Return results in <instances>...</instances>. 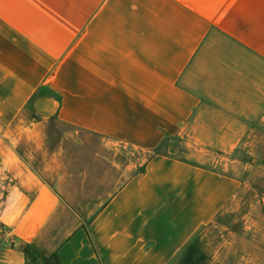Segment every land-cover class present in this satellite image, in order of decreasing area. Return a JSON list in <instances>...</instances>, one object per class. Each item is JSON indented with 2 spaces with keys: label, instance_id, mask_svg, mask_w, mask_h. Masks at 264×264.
<instances>
[{
  "label": "crops",
  "instance_id": "0c3cea01",
  "mask_svg": "<svg viewBox=\"0 0 264 264\" xmlns=\"http://www.w3.org/2000/svg\"><path fill=\"white\" fill-rule=\"evenodd\" d=\"M222 59L241 100L250 69L263 92L264 0H0V264H28L27 249L58 264H174L242 183L169 154L123 185L92 183L74 159L88 152L50 150L41 126L101 138L119 177L114 148L182 137L202 105L189 70L213 84ZM94 185L115 190L63 191Z\"/></svg>",
  "mask_w": 264,
  "mask_h": 264
},
{
  "label": "rangeland",
  "instance_id": "374dc122",
  "mask_svg": "<svg viewBox=\"0 0 264 264\" xmlns=\"http://www.w3.org/2000/svg\"><path fill=\"white\" fill-rule=\"evenodd\" d=\"M228 64L225 59L220 61L222 68L219 73L214 70L213 84L207 75L202 77L199 73L194 74L192 68L189 70L185 78L186 89L199 95L202 105L183 136L164 142L156 152L232 176L242 183L232 204L194 239L193 242L199 241L200 253L206 257L201 264H264V86H260L263 92H256V76L251 75L250 69L249 87H243L247 92L243 95L245 100H241V92H234L231 83L240 78H231L222 70L228 68ZM258 81L262 83L260 78ZM215 83H220V88ZM226 83H229V91L225 89ZM24 116L29 119L35 116L32 106ZM41 127L48 136L46 147L50 150L64 147L70 151L88 152V157L82 153V157L74 159L83 164L88 161L92 183L117 185L119 182L123 185L140 173L155 154V151L141 153L116 146L114 149L119 152L111 154L109 159L120 162L118 177L116 171H109V162L102 157V150L109 147L101 138L54 122ZM114 190L94 185L88 189L63 191L69 200L77 201L82 192L90 199L107 196ZM1 211L0 206V214ZM182 256L174 264H180ZM29 264H56V261L47 255L34 256L30 257Z\"/></svg>",
  "mask_w": 264,
  "mask_h": 264
},
{
  "label": "trees",
  "instance_id": "16d2710c",
  "mask_svg": "<svg viewBox=\"0 0 264 264\" xmlns=\"http://www.w3.org/2000/svg\"><path fill=\"white\" fill-rule=\"evenodd\" d=\"M43 100L42 96H38L35 100V103L33 105V111H37L38 106L40 104V102ZM159 149V148H158ZM157 149V150H158ZM161 153H158L155 151L154 155H158ZM163 155V154H162ZM152 158V156L150 157V159ZM145 169L143 168L141 170L140 173L138 174H142L144 173ZM199 241H195L193 243H191L188 248L186 249L185 253L183 254L181 260H180V264H201L205 261L206 257L204 255H201L200 250H199ZM26 254L28 257V264H29V259L30 257H44V254L38 253L36 251H29V249L26 250ZM54 260L56 261V259L54 258ZM56 264H58V262L56 261Z\"/></svg>",
  "mask_w": 264,
  "mask_h": 264
}]
</instances>
